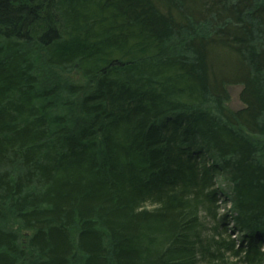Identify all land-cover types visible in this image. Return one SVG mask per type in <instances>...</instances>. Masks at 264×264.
Instances as JSON below:
<instances>
[{"label":"trees","instance_id":"obj_1","mask_svg":"<svg viewBox=\"0 0 264 264\" xmlns=\"http://www.w3.org/2000/svg\"><path fill=\"white\" fill-rule=\"evenodd\" d=\"M0 264H264V0H0Z\"/></svg>","mask_w":264,"mask_h":264},{"label":"rangeland","instance_id":"obj_2","mask_svg":"<svg viewBox=\"0 0 264 264\" xmlns=\"http://www.w3.org/2000/svg\"><path fill=\"white\" fill-rule=\"evenodd\" d=\"M242 90V85L240 84H235V85H230L229 86V91H230V100L228 102V105L232 109H240L244 106V102L242 101L240 94ZM224 210V207L221 209V211ZM231 225H233V220H230Z\"/></svg>","mask_w":264,"mask_h":264}]
</instances>
